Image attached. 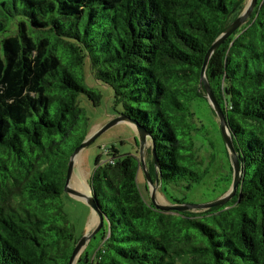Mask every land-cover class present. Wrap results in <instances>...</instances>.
Instances as JSON below:
<instances>
[{
  "label": "trees",
  "instance_id": "1",
  "mask_svg": "<svg viewBox=\"0 0 264 264\" xmlns=\"http://www.w3.org/2000/svg\"><path fill=\"white\" fill-rule=\"evenodd\" d=\"M248 1L0 0V264L71 260L68 164L92 127L83 99L97 107L103 98L88 67L113 89L118 114L151 135L166 199L185 203L169 189L191 190L208 173L196 167V133L208 130L194 118L209 102L205 57ZM206 77L243 166L237 194L201 212L161 211L140 189L139 157L111 147L88 180L104 226L86 264H264V0L214 52Z\"/></svg>",
  "mask_w": 264,
  "mask_h": 264
},
{
  "label": "rangeland",
  "instance_id": "2",
  "mask_svg": "<svg viewBox=\"0 0 264 264\" xmlns=\"http://www.w3.org/2000/svg\"><path fill=\"white\" fill-rule=\"evenodd\" d=\"M87 78L89 83L94 85L103 94L101 104L97 107L86 99L82 101V105L87 109V114L90 118L91 131L97 133L104 125L118 116L121 106L116 105L113 89L95 81L93 75L90 74L89 67L87 68ZM194 110L196 112L195 121L198 124L203 123L208 130V135L201 132L196 133L197 149L200 148L198 158L196 159V167L199 170L207 169L208 173L202 181L195 183L191 190L183 187L180 189L170 188L169 193L184 199L185 204L200 205L215 201L220 197L225 187V179L230 173L231 156L230 154L228 155L219 118L215 114L211 104L207 101V103L195 106ZM111 147H115L120 154H132L140 159L141 140L137 131L129 122H120L100 134L77 157L75 171L71 180L74 188L78 189L77 180L81 177H84L86 179L85 182L89 185L88 180L95 168L97 158L99 156H102L103 159L107 158L106 153ZM150 148L151 143L147 146L146 159L149 156L147 153ZM150 163L151 160L148 157L147 164L150 165ZM138 182L143 195L147 200H150L151 192L147 188L148 180L142 166L138 174ZM89 194H91L90 188ZM156 197L157 201L161 204L170 203L164 196V192L160 189L156 192ZM63 201L69 220L74 225L75 237L80 241L95 230L99 222L98 217L85 201L68 192L63 195ZM203 210L206 209H193L192 211L201 212ZM102 243L103 240L98 234L96 237L91 238L82 251V253L84 252V259L82 261L78 259L76 264H86V257L92 261Z\"/></svg>",
  "mask_w": 264,
  "mask_h": 264
},
{
  "label": "water",
  "instance_id": "3",
  "mask_svg": "<svg viewBox=\"0 0 264 264\" xmlns=\"http://www.w3.org/2000/svg\"><path fill=\"white\" fill-rule=\"evenodd\" d=\"M256 4H257V0H249L245 9L243 10V12L215 40V42L213 43V45L211 46V48L209 49V51L205 57V62H204L202 75H201V83H203L205 85L206 92H207V98L209 100V103L211 104L216 115L219 118L223 138H224L227 150L231 156V164H232V168H233V182H232L230 189L226 192L225 195L219 197L215 201L205 203V204H200V205H190V204H185V203H182V204H178V203L161 204V203H159L157 201L156 192L158 191V189H160L162 187V181H161V177H160V173H159L160 168H159L158 159L156 157V152H155L156 148H155L154 141H153L151 135L149 134V132L147 131V129L144 126H142L138 121L129 118L128 116H126L123 113L118 114V116H116L114 119L109 121L106 125H104L97 133H95V131L94 132L90 131V133L88 134L86 139L72 153L70 160H69L67 178H66V184H65V192H68L71 195L85 201L93 209V211L97 215L98 221H99L97 227L95 228V230L92 233L86 235L83 239H81L80 241L77 242L69 264H76V261L79 259L80 254L82 253L86 244L104 226V216L99 211V209L97 208V205L95 202V197L92 194V190H91V194H85V193L81 192L80 190H78L72 186L71 180L73 177V173L75 171L76 159L80 155L82 150L84 148H86L88 145H90L100 134H102L107 129H109L110 127H112V126H114L120 122H129L131 125H133V127L135 128V130L137 131V133L140 137V140H141L140 162H141V166L144 169L146 176H147V180H148L147 188L151 192V201L157 209H159L161 211H166V212L173 211V210L183 212V211H189V210H193V209H208V208H212V207H216V206L225 205L237 194L238 187H239L241 180H242V177H243V166L241 164L240 155L238 154L236 147H235V144H234L233 136H232L231 130H230L229 125H228L227 117H226L223 109L221 108L220 104L216 100L214 93L212 92V90L210 88L209 82H208L207 77H206V69H207V65L210 61V58L212 57L214 52L219 48V46L229 36H231L235 31H237L241 26H243L247 22L251 13L254 10ZM150 143H151V152H152V155L154 157L155 167L157 170L156 171L157 176H156L154 181H153V179L149 173L148 164L146 161L147 146ZM89 188L91 189V186H89Z\"/></svg>",
  "mask_w": 264,
  "mask_h": 264
},
{
  "label": "bare ground",
  "instance_id": "4",
  "mask_svg": "<svg viewBox=\"0 0 264 264\" xmlns=\"http://www.w3.org/2000/svg\"><path fill=\"white\" fill-rule=\"evenodd\" d=\"M79 171V170H78ZM77 173H79V172H77ZM78 177V176H77ZM78 179V178H77ZM83 179H84V181H83ZM85 178L84 177H81L80 179H78L77 180V182H78V186H77V188H78V190H80L81 192H83V193H86V194H89V185H88V183L87 182H85Z\"/></svg>",
  "mask_w": 264,
  "mask_h": 264
}]
</instances>
